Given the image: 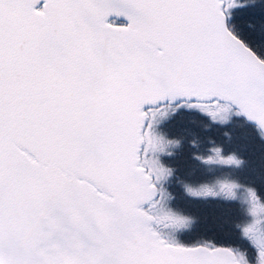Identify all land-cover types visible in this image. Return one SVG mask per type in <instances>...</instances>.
<instances>
[{"label":"snow or ice","instance_id":"6c2138e0","mask_svg":"<svg viewBox=\"0 0 264 264\" xmlns=\"http://www.w3.org/2000/svg\"><path fill=\"white\" fill-rule=\"evenodd\" d=\"M0 264H264V0H0Z\"/></svg>","mask_w":264,"mask_h":264},{"label":"rangeland","instance_id":"374dc122","mask_svg":"<svg viewBox=\"0 0 264 264\" xmlns=\"http://www.w3.org/2000/svg\"><path fill=\"white\" fill-rule=\"evenodd\" d=\"M220 174L222 175V178H223V177L226 176L228 173H227V171L225 170V171H223V172H220ZM216 179H220V178H216Z\"/></svg>","mask_w":264,"mask_h":264},{"label":"flooded vegetation","instance_id":"af4514ba","mask_svg":"<svg viewBox=\"0 0 264 264\" xmlns=\"http://www.w3.org/2000/svg\"><path fill=\"white\" fill-rule=\"evenodd\" d=\"M220 172H223V171H220ZM220 172H218L214 178H222V175L220 174Z\"/></svg>","mask_w":264,"mask_h":264}]
</instances>
